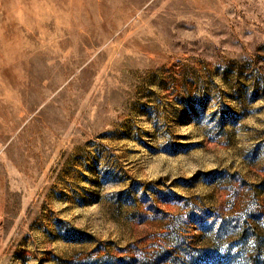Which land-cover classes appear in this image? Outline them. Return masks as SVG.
Masks as SVG:
<instances>
[{"label": "rangeland", "instance_id": "1", "mask_svg": "<svg viewBox=\"0 0 264 264\" xmlns=\"http://www.w3.org/2000/svg\"><path fill=\"white\" fill-rule=\"evenodd\" d=\"M0 264H264V0H0Z\"/></svg>", "mask_w": 264, "mask_h": 264}]
</instances>
